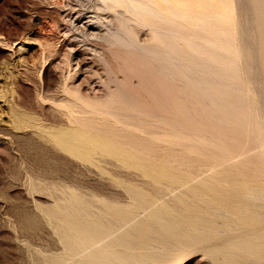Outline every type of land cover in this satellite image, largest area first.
<instances>
[{
    "label": "rangeland",
    "instance_id": "374dc122",
    "mask_svg": "<svg viewBox=\"0 0 264 264\" xmlns=\"http://www.w3.org/2000/svg\"><path fill=\"white\" fill-rule=\"evenodd\" d=\"M91 1L0 0V264H61L64 259H75L68 252L59 215L53 212L54 209H50L67 206L69 192L80 193V197L84 198L89 206L107 203L132 207L136 200L131 192L136 189L145 192L148 199H162L161 201L171 205L174 201L173 206H178V200L173 196L171 198L167 192V181L157 185L140 168L129 167L123 160L99 149L87 157L81 150H72L59 143L71 134L93 135L95 131L106 130L107 125L101 124L103 119H107V114H102L100 108H112L130 116L124 121H112L116 122L115 128L120 132L122 129L125 133L128 130L133 131L126 125L128 122L151 132H145L141 138L131 140L136 144L135 148L138 151L142 148V151H149L153 161L168 166L169 174L183 177L182 182L187 187L213 186L212 188H216L213 197L221 200L224 206V202L227 203L234 192L230 187L232 181L213 180L211 177L231 176L245 180L250 178L249 175L264 177V0H226V3L230 1L232 6L233 1L234 6L238 7L234 13L238 21L236 20L231 26L234 28L229 27L230 29L209 15L211 11L206 13L208 16L205 15L204 21L208 20L207 24L198 23L197 19H193L196 10H207L204 8L206 2H203L205 5L200 9V1L197 0H169L176 4L169 7L175 10H171L172 17L174 14L180 15H174L177 22L172 26L177 28L180 25L179 29L182 26L186 39L173 35L169 29L171 24H162L165 25V30H168L160 27L158 33L166 35V40L163 39L167 45L169 38L173 39V43L174 40L177 41V47L180 42L183 44L178 50L174 48V51H168L173 52L170 56L165 53L173 58L174 62L180 63L179 59L182 63L187 61V65H178L182 66L180 68L175 67L176 64H170L165 55H153L138 47H126L99 36L83 34L82 29L73 24V18L82 10L88 9L92 12L94 8ZM179 1H182L181 4ZM189 2L198 3L192 5ZM216 2L220 5L221 1ZM188 5L192 11H188ZM194 5H197L198 9L195 10ZM178 7L186 10L184 13L188 17L182 14L184 17L181 18L182 15L176 12ZM120 20L122 21V18ZM120 20L115 19L111 26H119ZM125 25L126 23L120 26L132 32V29L136 28L134 36L141 42L149 39L154 29L153 25H147L148 29L144 24L140 25L131 20L128 21L127 27ZM106 27L102 28L111 29L109 25ZM185 27L188 28L187 31ZM203 27H207L206 36ZM215 27L221 32L214 30ZM189 29L195 34L189 32ZM226 31H233L234 35H229ZM208 32L211 34H207ZM158 33L157 41L161 36ZM189 33L192 35L189 36ZM199 33H202V37ZM221 33L224 41L229 39V43L230 40H242L238 42L240 45L236 44L237 42L231 43L236 45L235 51L236 48L240 51H227L224 43L228 42L219 40ZM194 35L197 38L193 37ZM179 38L180 40H177ZM205 38H208L207 41ZM190 39L202 43L197 50L189 46L198 54L185 47L186 41ZM198 39L203 41L199 42ZM209 39L223 42L224 47L218 42L221 44L219 47L209 49ZM71 41L75 45L71 46ZM160 43L161 46L166 45L162 41ZM209 52L214 54L208 56ZM202 54L205 56L201 57ZM234 54L240 55L237 57ZM210 57L212 58L208 59ZM200 61H205L206 64L203 66ZM75 66L78 69L74 70ZM209 71L216 73L210 74ZM228 75L233 80L231 77L228 79ZM68 98L74 100V110L67 105V102H70ZM97 105L99 108H96ZM83 108H88L90 115ZM81 109L83 110L79 114L82 115H78ZM255 109L258 115L255 119L253 117V122H247L246 119L243 121L244 115H252ZM69 113L70 119L76 123L69 120ZM21 114L26 116L22 120L17 116ZM138 117L140 118L135 119ZM81 118L87 119L88 122H80L78 119ZM162 127L166 129L163 130ZM168 136H172L171 139ZM96 145L97 143L92 141L91 147ZM212 165L218 169H214ZM194 177L205 179H192ZM204 199L194 201V206L207 210L205 207L208 206V199ZM257 202L264 205V201ZM241 209V206H231L230 212L234 216V213L240 214ZM219 215L221 216L218 217ZM219 215L216 219L220 224L218 223L215 233L218 239L204 240L205 242L196 239V244L184 248L178 256L170 257L165 263L227 264L228 262L211 253L224 245L229 238L237 235V221L232 217ZM223 222L233 226L225 232L221 230L224 229ZM260 256L247 257L241 264H264V256Z\"/></svg>",
    "mask_w": 264,
    "mask_h": 264
},
{
    "label": "bare ground",
    "instance_id": "6f19581e",
    "mask_svg": "<svg viewBox=\"0 0 264 264\" xmlns=\"http://www.w3.org/2000/svg\"><path fill=\"white\" fill-rule=\"evenodd\" d=\"M190 1L195 2V0H190ZM197 1L198 2L200 1L199 5L197 4L198 7H200V9H202V6L205 2H206L205 4L207 5L206 6L204 4L205 5L204 8L205 7L207 8V10L205 8V10H206L205 12L196 10V9H198L196 7L197 5L196 6L194 5V7H196L195 10L197 12L195 13L193 19L194 20L197 19L198 23L201 22L202 24H204L206 22V24H207L208 20L207 21H204V20H206V16H208V14L211 15L212 17L217 18V20H220L222 22V25L226 24V26H228V28L231 27L234 24V22L237 20V17H235L237 15H235L234 13L236 11V8H238V7L234 6L235 4L233 3V1H231L233 6L230 4V1H229V3L228 2L226 3V0H223V1H225L224 3L222 0H218L219 2L221 1L220 5L218 2H216V0H197ZM91 2H92V6L94 8L93 11L91 10L92 12L88 11V9H87V11L82 10L81 13H78L73 18V24L78 28L80 27L83 31V34H85V35L88 34V35H90V36L92 35L94 37L99 36V37H102V38L108 40L109 42L111 41L113 43H117V44H120V45H123L126 47L127 46L128 47H138L142 51H146V52L151 53L153 55H161V56H164L165 53H168V51H174L175 49L178 50V47L179 46L181 47V45H183L179 41L180 45L177 44L178 45V47H177L175 44V42H177V41L174 40V43H173V39L171 40V38H169V36L171 37L170 34H169V36H167L169 38L168 45H167V42L164 43V39L166 40V38H165L166 35L164 34L165 35L164 36L163 34L158 33L160 27H163V28L165 27V25L163 26L162 24H166V26H167V24H168V26H169V24H171L170 25L171 27L169 26V29L171 30V32H173V35H175L177 37H181V38L184 37V39H186L184 28H181L182 26L180 27V29L178 28L180 25L177 26V28L173 27L175 25V24L173 25V23L177 22V20H175V17H174L175 14L173 15L174 18L172 17L173 9H169V7L170 8H171V6L173 7V5L175 4L174 1H173L174 3L172 2L173 4L169 0H92ZM181 2L179 4H181ZM198 2H196V3H198ZM185 3L187 4V2H185ZM189 3L190 4L192 3V5L196 4L193 2H189ZM182 5H184V4L182 3ZM179 6L181 7V5H179ZM236 6H238V5H236ZM188 7H189V5H188ZM181 8L179 9V7H178V10L176 12L180 13L181 15L183 14L184 16L187 15V14H185L187 11L183 10ZM189 8L190 9L188 11L191 10V7H189ZM195 10L193 9L194 12H195ZM105 11H106V13H105ZM208 11H211V14H210V12L208 13ZM111 13L115 14V15L114 16L110 15ZM189 13H191V12H189ZM206 13H208V14H206ZM191 14H194V13H191ZM178 15L179 14H177V16ZM183 15L181 18L184 17ZM190 16H192V15H190ZM211 16H209V17H211ZM118 17L122 18V21ZM179 17H180V15H179ZM187 17H188V15H187ZM239 17H240V15H238V19H239ZM115 19H119L121 21L120 25H124L126 23L125 27H127V23L130 20L137 22V23H140V25L144 24V26H146L147 28L149 25H153L154 29L152 28L153 30L151 31L152 36L149 39L144 40V42H141L138 39V37L136 38L134 36V35H136V33L134 32V30L136 29L134 27L135 24L133 26L135 29L131 28L133 30V32L131 30L123 29V26H120L119 24H118L119 26H117V27L114 26L115 27L114 28L111 25L114 23ZM194 20H193V22H194ZM184 21L185 20H183V22ZM193 22H192V24H193ZM106 25H109L111 27V29L110 28H108V29L102 28V27L107 28ZM209 25H211V24H209ZM210 27H212V25ZM220 27H221V25H220ZM205 28L207 29V27H203L204 35L206 36V34H205L206 29ZM231 28H234V27H231ZM187 29L188 28L185 27L186 31H187ZM229 29H227V31ZM236 29L237 28L235 27V30ZM164 30H165V28H164ZM167 30H165V31H167ZM214 30H216L218 33L221 32V31H218V29H216V27ZM221 30L223 31V29H221ZM188 31L191 32L190 29ZM194 31H197V30L194 29ZM210 32H208L207 34H209ZM217 32H216V34H217ZM226 32H225V34H226ZM231 32L234 33L233 31H231ZM143 33H145V32H143ZM157 33L159 36L160 35L162 36V38H161V36L159 37L160 40L162 39L161 40L162 43L166 44L168 46V49L170 48L171 50L170 49L168 50L166 45L165 46L162 45L164 47H162L160 45L161 41L160 40L157 41L158 40V38H157L158 36L156 35ZM160 33H162L161 30H160ZM186 33H188V32H186ZM191 33L193 34L194 32L192 31ZM191 33H189V36ZM222 33L224 34V32H222ZM227 33H229V32H227ZM232 33H229V35ZM235 33H236V31H235ZM216 34H214V35L217 36ZM223 34H222V36L221 35L219 36L220 38L218 36H217V38H219V40L222 39V41H224V39L222 38ZM173 35H172V37L174 38ZM201 35H202V33H201ZM201 35L199 33V36H201ZM212 35H211V37H212ZM232 35H234V34H232ZM193 37H196V36L194 35ZM212 38H214V37H212ZM217 38H214V39H217ZM227 38H228V36H227ZM236 38H237V36H236ZM207 39H206V41H207ZM214 39L208 40V42L210 43L209 49H211V50H214L216 48V46L219 47V45H221L223 43V42H220L218 40V42L221 43V44H219L218 42H216L217 40L214 41ZM82 40H84V39H82ZM177 40H180V38ZM195 40H191V39L188 41L184 40V41H186L185 44H187V46H185V47L190 46L191 48H195V49L200 47L201 46L200 44H202V43H198V42H196L197 40L196 41ZM200 40L203 41L202 39H200ZM200 40H199V42H200ZM170 41H172V42H170ZM226 41L228 42L229 39H226ZM226 41H224V42H226ZM231 41L232 40H230V43L229 42L224 43L226 45L222 44V46L224 45L225 47L224 46L223 47L226 48L227 51L232 53V51L233 52L235 51L236 45H234V44L231 45V43L237 42L236 44H239L238 42H241L242 40L236 41V42L235 41L231 42ZM245 43H247V42H245ZM70 45L73 46L75 44L71 41ZM189 48H187V49H189ZM180 49H182V48H180ZM183 49L186 50L184 47H183ZM195 49H191V50L198 54L197 51H194ZM73 50H75V48ZM237 50L240 51L239 49L236 48V51ZM236 51H235V53H236ZM172 53L170 52V53H168V55L170 56V54H172ZM213 54L214 53L209 52L208 56H212ZM240 54H237V55H240ZM180 55L181 54H179V56ZM203 55L204 54H202L201 57L205 56V55L204 56ZM237 55H235V56H237ZM165 56H167V55H165ZM169 56H167L169 63L173 64V65L176 64L177 66H175V67L180 68L183 65H187L186 64L187 61L182 63V60L179 59L181 61L180 63H178L179 61L174 62L173 58L171 59ZM197 56L200 57V55H197ZM208 56H206V57H208ZM230 56L232 57L233 55H230ZM172 57H174V56H172ZM237 57H233V59L237 58ZM211 58L212 57H210L208 59H211ZM174 59H176V58H174ZM177 60H178V58H177ZM204 60H207V59L204 58ZM75 62H79V61H75ZM207 62H208V60H207ZM200 63L203 64V66H204V64H206L205 61H200ZM198 64H199V62H198ZM178 65H182V66L179 67ZM220 68H221V66H220ZM220 68H218V69H220ZM76 69H78V68L76 67L74 70H76ZM227 70H228V68H227ZM171 71H172V69H171ZM212 72L216 73L215 71H212ZM212 72H210V74ZM235 72H237V70ZM232 73H234V72H232ZM235 75H236V73H235ZM232 76H233V74H232ZM188 77H189V75H188ZM230 77L231 76L228 75V79ZM225 78H227V77H224V79ZM228 79H226V81L229 82V84H230V81H228ZM232 80H233V78H232ZM231 87H232V84H231ZM67 88H68V85H67ZM220 89H222V88L220 87ZM208 90H210V89H208ZM69 91H70V89H69ZM74 91L71 90V92H74ZM222 92H224V91H222ZM207 94H209V93H207ZM122 95H124V94L122 93ZM79 97H81V99L83 98L82 95ZM68 99L70 102L68 104V102H67L68 100H67L66 101L67 105L70 107H73V106L75 107L76 104L73 102L74 100L72 101V100H70V98H68ZM76 99H77V97H76ZM110 99H111V97H110ZM80 103H81V101H80ZM83 105H85V103H83ZM74 107L72 108V110H74ZM93 107H95V105ZM88 108L90 110L92 109V107L91 108L88 107ZM88 108H86V109L83 108V109H85V111H87L89 114L90 110L88 111ZM96 108H99V105H97ZM83 109H81V111L78 112V115H82V113L81 114H79V113L82 112ZM100 110H101L100 112L102 114L103 113L107 114V119H103V123L101 122L102 123L101 125H103L104 123H105V125H107L108 128L106 130L102 129L101 131H97V132L95 131L93 135L92 134H86V133L80 134V135L71 134L67 139L60 140L59 143L65 147L69 148V149H72V150H81L82 154L87 156V157H89L90 154L94 150L99 149L101 151L112 154V155L116 156L117 158L123 160L126 163V165L129 167L140 168L143 172L148 174L155 181V184H157V185H161L167 181L168 182V185H167L168 194L170 195V197L173 196L174 198H176L178 200L179 204L176 207L175 205L173 206L174 201H173V204L171 205V204H169V202L167 203V202L161 201L162 199L159 201L153 200V199H148L146 197L147 194L145 192L140 191V190H136V189H132L131 193L136 200L133 202L132 207H121L118 205H108L107 203H104V205H101V206H98V205L95 206L93 204H92L93 206H89L86 204V201L84 200V198L82 199L80 197V193H78V192L77 193L76 192L70 193L69 192L68 200H67V202H68L67 206L50 208V209H54L53 212H56L59 215V220L61 221V225H62V231L64 233L63 238H64V241L66 243L68 252L70 254H72L75 258V259L72 258L70 260L64 259V260H62L61 264H164L167 261V259H169L170 257H173L177 254H180V252L184 248L190 247V246L196 244L195 243L196 239L197 240L200 239L203 241L204 240H211L214 238L218 239V237H215V235H216L215 233H216V230L218 229L217 228L218 223L220 224L219 220L216 219V216H218L219 214H223L225 217H232L237 221L236 222L237 226L234 225L237 228V230H236L237 235L234 238L233 237L229 238L224 243V245H222L221 247L216 248V250L213 251V253H211L212 255L219 257L220 259H223L224 261L228 262L227 264H241L242 260L247 258V257L256 256V255H258V256L263 255L264 256V205L257 202V201H260V202L264 201V177L262 175L261 176H259V175L255 176L254 175L252 177L249 175L250 178L248 180H245V179L240 178V177H231V176L230 177L229 176L228 177L227 176L226 177H219V176L211 177V179H213V180L225 179V180H231L232 181V184L230 185V187L234 190V192L232 193V195H230V197L228 196L229 199L227 200V203L224 202L226 205V206H224L221 200H218L217 198L213 197V192L216 191V188H212L213 186L212 187H205V186H198V187H190L189 186V187H187L182 182L184 180L183 177L175 175V174H169L168 170L170 168L168 166H165L164 164H158L155 161H153V159L150 157L151 153L149 151H142L143 148L140 151H138L135 148L136 144L134 142H132L131 140H136V139L141 138L142 135L145 134V132L146 133L147 132L151 133V132L143 130V128H141L139 125L129 124V122L126 125L129 126V128L133 131L128 130L127 132H130V133H127V132L125 133V132H123L124 130L122 129L123 131L121 130V132H120L119 130H117L115 128L116 126L114 124L116 122L112 123V121H124V119H126V118L129 119L130 116L125 114V113H121V112L112 110V108H108L105 110L103 108H100ZM72 112H75V111H72ZM93 112H94V110H93ZM122 112H123V110H122ZM244 113H242V115ZM257 113L258 112L255 109V111L253 112L252 115H250V116L244 115L245 118L242 117L243 121H244V119H246L247 122H253V117L255 119L256 116L258 115ZM22 114H24V113H22ZM22 114L17 115V116L21 117ZM76 114H77V112H76ZM84 114H85V112H84ZM70 115L71 114L69 113V120L72 119V118L70 119ZM103 116L105 117V115H103ZM133 116H135V115H133ZM20 117H19V119L22 120L24 116H22V118H20ZM117 118H118V120H117ZM139 118L140 117L135 118V119H139ZM30 119L32 120V117H30ZM132 119H133V117H132ZM78 120H80V122H82V123L88 122V120L84 119V118H81ZM260 120H262V119L260 118ZM263 120H264V117H263ZM71 121H73V123H76L74 120H71ZM148 121L152 123V121H150L149 119H148ZM90 122H92V121H90ZM130 122H132V121H130ZM22 123H23V121H22ZM123 123H122V125H123ZM144 124H146V121L144 122ZM58 125H60V124H58ZM101 125H100V127H101ZM118 125H120V124H118ZM160 126H162V125H160ZM156 127H158V125ZM154 128H155V126H154ZM164 128L165 127H162L163 130H164ZM116 130L119 132H117ZM122 133H124V134H122ZM129 136H131L130 137L131 139L128 138ZM155 136H156V134H155ZM157 136H159V135H157ZM172 136H168V137H170V139H171ZM144 138H146V136ZM159 138H161V137H159ZM162 138H164V137H162ZM128 139H129V141H128ZM164 139H166V138H164ZM170 139H168V140H170ZM151 140H153V139H151ZM180 140L182 141V139H180ZM92 141H94L95 144L97 143L96 147H94V148L91 147ZM160 141L161 140H159V142ZM167 143H169V142H167ZM160 145L162 146V144H160ZM151 148H153V147H151ZM158 148H160V147H157V149ZM165 148H167V147H165ZM151 151H152V149H151ZM160 151H163V150L160 149ZM196 151H197V149H196ZM156 157H158V156L156 155ZM233 158H236V157H233ZM169 159H170V157H169ZM236 159H238V158H236ZM233 160H235V159H232V161ZM173 161H175V160H173ZM179 162H180V160H179ZM180 164H181V162H180ZM213 165H212V167H213ZM200 166H202V165H200ZM207 166H208V164H207ZM178 167H180V165ZM191 167H194V166H191ZM213 168L215 169L217 167L215 166ZM220 172H221V170H220ZM192 179L198 180V179H205V178L194 177ZM206 179H208V177ZM153 187H155V186H153ZM160 189H161V187H160ZM152 190H154V189H152ZM155 192H153V193H155ZM158 192H159V190H158ZM156 195H158V194L156 193ZM208 196H210V197H208ZM165 197H166V195H165ZM173 197H171V198H173ZM204 198L208 199V201H207L208 206L207 207L203 206V207L207 208V210L206 209L201 210L200 208H196L194 206L193 202L196 200L198 202ZM167 200L169 201L170 198ZM171 200H174V199H171ZM202 201H201V203H202ZM205 201L206 200L204 199V202ZM243 201H245V202L249 201V202L244 203ZM231 206H241L242 209H241L240 214L234 213V216H233L230 212ZM220 216L221 215H219L218 217H220ZM212 217H214V218H212ZM222 225L224 226V229H221V230H224L225 232L228 231L229 229H231V227L233 226L230 223L227 224L226 222H223ZM224 231H223V233H224ZM220 233H221V231H220ZM232 235H235V234H232Z\"/></svg>",
    "mask_w": 264,
    "mask_h": 264
}]
</instances>
